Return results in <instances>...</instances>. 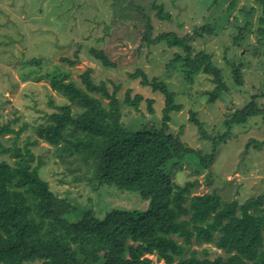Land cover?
Wrapping results in <instances>:
<instances>
[{"label": "rangeland", "instance_id": "obj_1", "mask_svg": "<svg viewBox=\"0 0 264 264\" xmlns=\"http://www.w3.org/2000/svg\"><path fill=\"white\" fill-rule=\"evenodd\" d=\"M152 4L161 5L170 14V20L159 19ZM259 6L258 0H0V124L10 121L14 130L24 126L18 134L0 135V144L22 147L25 140L36 139L37 143L29 144L34 154L32 165L39 164V176L50 190L79 205L102 210L97 212L99 216L112 208L144 209L147 202L136 192L94 186L96 182L89 180L91 167L79 154L60 158L55 147L38 138L35 131L55 104L68 103L50 87L46 73L53 70L64 72L66 80L82 86L81 75L89 69L91 80L104 81L109 92L113 85H118L115 95L120 102L127 90L131 96L152 98L154 115L148 113L143 100L138 109L122 103L121 121L130 126L153 118L150 122L157 124L163 96L129 77V73L140 68L149 78L163 80L174 92L175 102L182 105L180 111L171 115L170 130L176 133L182 127V140L194 149L208 153L215 148L207 167L194 154H186L178 165H174L175 159L169 161L164 171L171 180L176 184L196 180L190 195L215 188L224 200L236 199L241 203L257 195L264 198V144L255 149L254 142L249 141L264 142L263 114L231 125L228 134L222 125L224 114L243 108L251 100L264 109V39L255 32ZM245 23L249 24L246 33L242 31ZM206 26L210 32L203 29ZM148 27L150 37L168 31L178 36H190L195 30L200 33L190 46L193 53L209 54L221 68L227 90L219 100L207 104L200 95L212 88L207 76L198 75L188 82L177 68L166 69L173 52L182 50L168 48L164 43L148 45L143 40ZM90 48L103 50L114 66H104L89 53ZM63 57L76 62L70 65L61 60ZM30 59L39 63H30ZM230 63L239 64L240 84L232 76ZM101 101L107 103L104 98ZM190 111L204 122L206 133L215 136L213 143V138L199 137L188 120ZM222 134L226 135L220 140L217 136ZM0 160L12 164L14 158L0 153ZM191 252L198 258L209 259L227 255L211 243L193 242L184 246L182 258ZM149 257L152 264H163L154 255Z\"/></svg>", "mask_w": 264, "mask_h": 264}, {"label": "trees", "instance_id": "obj_2", "mask_svg": "<svg viewBox=\"0 0 264 264\" xmlns=\"http://www.w3.org/2000/svg\"><path fill=\"white\" fill-rule=\"evenodd\" d=\"M258 1L260 12L255 32L264 39V0ZM152 7L157 9L159 19L170 20V14L161 5ZM248 25L242 26L245 33ZM203 29L211 31L208 26ZM150 31L148 27L143 33L148 45L164 43L168 48L182 50L173 52L166 69L177 68L188 82L198 75L207 76L212 88L200 95L207 104L220 99L227 90L221 68L209 54L193 53L190 46L199 32L178 36L168 31L150 37ZM89 53L104 66H114L103 50L90 48ZM61 60L70 65L76 62L64 57ZM29 62L39 63L35 59ZM230 65L236 84H240L239 64ZM89 72L87 69L81 75L82 86L66 80L64 72L46 73L51 89L68 103L55 104L45 115L46 121L36 127V135L53 145L62 159L79 154L91 167L89 180L96 182L94 186L136 192L147 205L144 209L112 208L99 216L97 212L102 210L79 205L50 190L39 176V164L32 165L34 154L29 144L37 143L36 139L25 140L22 147L0 144V153L14 158L12 164L0 160V264H152L151 255L163 264H264L262 195L241 203L236 199L224 200L215 188L190 195L196 180L176 184L164 171L169 161L175 159L174 165H178L186 154L196 155L200 164L207 167L215 152V148L206 153L189 146L181 138L182 127L176 133L170 130L171 115L180 111L182 105L175 102V94L167 84L157 77L149 78L140 68L129 73L141 86L160 93L163 107L157 124L150 122L152 118L125 126L121 121L122 103L138 109L143 100L148 113L154 115V100L141 94L131 96L127 90L120 102L115 95L117 84L109 92L106 83H94ZM101 98L107 103L103 104ZM260 114L264 117V109L251 100L243 108L224 114L222 125L227 133L231 125L243 124L247 117ZM188 120L202 140L213 138V143L215 136L206 133L204 122L195 112H189ZM23 128L14 130L7 121L0 124V135L18 134ZM225 135L217 137L221 140ZM249 141L254 142L255 149L264 144ZM248 147L249 143L245 148ZM193 242L211 243L227 255L209 259L198 258L191 252L182 258L184 246Z\"/></svg>", "mask_w": 264, "mask_h": 264}]
</instances>
